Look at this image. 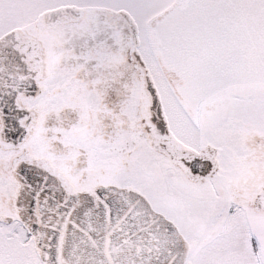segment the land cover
<instances>
[{"label": "snow or ice", "instance_id": "obj_1", "mask_svg": "<svg viewBox=\"0 0 264 264\" xmlns=\"http://www.w3.org/2000/svg\"><path fill=\"white\" fill-rule=\"evenodd\" d=\"M0 264H264V0H0Z\"/></svg>", "mask_w": 264, "mask_h": 264}]
</instances>
